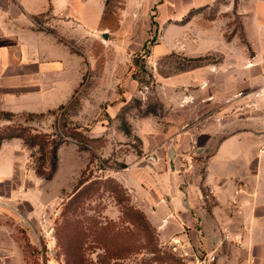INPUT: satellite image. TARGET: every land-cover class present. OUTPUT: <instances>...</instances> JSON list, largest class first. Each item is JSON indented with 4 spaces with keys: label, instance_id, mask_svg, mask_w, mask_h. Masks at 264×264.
Here are the masks:
<instances>
[{
    "label": "rangeland",
    "instance_id": "374dc122",
    "mask_svg": "<svg viewBox=\"0 0 264 264\" xmlns=\"http://www.w3.org/2000/svg\"><path fill=\"white\" fill-rule=\"evenodd\" d=\"M163 1L105 0L104 35L72 43L93 67L71 98L46 113L0 110V136L39 135L34 146L19 137L0 145L13 152L0 154V228L12 234L13 264H198L213 249L196 209L180 205L192 214L189 226L175 211L156 225L157 206L119 173L171 170L172 147L177 171L199 186L204 147L240 133L264 150V0H168L167 9ZM168 130L188 135L156 133ZM82 136L88 149L79 147ZM52 142L59 145L47 178ZM128 207L152 227L149 245Z\"/></svg>",
    "mask_w": 264,
    "mask_h": 264
},
{
    "label": "crops",
    "instance_id": "0c3cea01",
    "mask_svg": "<svg viewBox=\"0 0 264 264\" xmlns=\"http://www.w3.org/2000/svg\"><path fill=\"white\" fill-rule=\"evenodd\" d=\"M168 3L164 0L158 6L167 9ZM104 14L105 0H0V110L46 113L65 104L81 85L88 58L93 62L92 56L75 52L72 43L94 39V31L104 35ZM170 130L156 133L160 139L188 135ZM259 144L258 139L232 133L213 149L204 147L208 153L199 186L190 173L177 171L176 159L171 170L154 164L146 173L132 170L129 178L121 172L119 180L137 195L145 192V202L149 199L157 206L156 225L164 214L175 211L189 226L192 214L180 205L196 209L201 232L213 237L214 247L206 254L214 255L211 264H264V158L260 155L264 150H258ZM3 147L0 154H10ZM187 176V186L181 187ZM205 198L212 202L208 208ZM193 231L186 235L191 237ZM14 247L9 229L0 228V264H13Z\"/></svg>",
    "mask_w": 264,
    "mask_h": 264
},
{
    "label": "trees",
    "instance_id": "16d2710c",
    "mask_svg": "<svg viewBox=\"0 0 264 264\" xmlns=\"http://www.w3.org/2000/svg\"><path fill=\"white\" fill-rule=\"evenodd\" d=\"M69 135L72 136V134H69ZM16 137L22 138L23 141L25 142V144L30 145V146H34V145L39 143L38 140H36V138H38L39 135L31 134V133L30 134H25L24 131L21 130V131L16 132V133L11 132L9 134L1 135L0 136V144H1V141L3 139H11V138H16ZM82 138H83V141L79 143V147L81 149H88L87 145L84 143L85 139H84L83 136H82ZM58 145H59L58 142H56V143L52 142V147H51V149H52V153H51V157H52L51 172L46 175L47 178L51 177L52 172L55 169V166H56V149H57ZM38 172L40 174H44L40 170H38ZM84 182H85L84 178L79 179L78 180V187H81ZM77 193H75L73 195V197L76 196ZM126 209H127V212H125L126 216L128 214L133 221H136V219H137V221L138 220L141 221V225L143 227V234H144V236L146 238L147 244L149 245L150 242H151V239H152V234H151L152 233V227L149 225V223L147 221H145L144 214L141 211L137 210V209L135 210V209H132V208H129V207L126 208ZM142 227H141V229H142ZM103 229H105V228H103ZM153 246H155V244L153 245V243H152L151 247H153Z\"/></svg>",
    "mask_w": 264,
    "mask_h": 264
},
{
    "label": "built area",
    "instance_id": "2783aa9c",
    "mask_svg": "<svg viewBox=\"0 0 264 264\" xmlns=\"http://www.w3.org/2000/svg\"><path fill=\"white\" fill-rule=\"evenodd\" d=\"M194 256H196V259H197V263H198V258L201 259L202 257L201 256H198L197 254H194ZM214 260V255H205L204 256V259L201 260L200 263L198 264H211L212 261Z\"/></svg>",
    "mask_w": 264,
    "mask_h": 264
},
{
    "label": "water",
    "instance_id": "95a60500",
    "mask_svg": "<svg viewBox=\"0 0 264 264\" xmlns=\"http://www.w3.org/2000/svg\"><path fill=\"white\" fill-rule=\"evenodd\" d=\"M167 155H168V159H169V166L172 169V162H171V160H172L173 155H174V151H173V148L172 147H169L168 152H167Z\"/></svg>",
    "mask_w": 264,
    "mask_h": 264
}]
</instances>
